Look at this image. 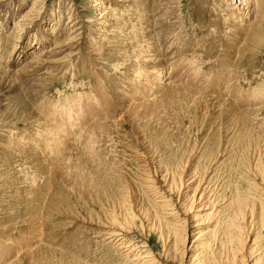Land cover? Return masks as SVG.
I'll use <instances>...</instances> for the list:
<instances>
[{
	"label": "rangeland",
	"instance_id": "1",
	"mask_svg": "<svg viewBox=\"0 0 264 264\" xmlns=\"http://www.w3.org/2000/svg\"><path fill=\"white\" fill-rule=\"evenodd\" d=\"M94 1L45 0L41 24L27 37L9 40L5 32L26 10L23 4L29 8L33 0H0V264H192L187 257L182 263L174 259L173 244L184 232L174 237L160 235L159 225L150 229L153 222L143 220L141 206L135 207L138 225L129 244L113 247L118 240L105 234L114 221L120 223L108 201L116 193L113 184L134 177L143 167L140 163L150 160L146 155L152 146L174 166L184 163L185 198L198 182L197 193L208 185L190 213L197 218L188 223L187 256L200 253L194 263L211 264L230 207L231 216L237 202H245L255 207V215L238 225L240 233L232 229L229 238L231 247L241 248L240 260L253 264L264 248V0H165L163 14L151 4L144 6L125 30L128 44L116 45L115 53H120L115 57L97 51V61L87 47L76 54L72 50L84 38L97 37L90 7ZM60 9L63 25L72 11L69 21L76 17L72 23H79L84 37L73 42L79 45L65 44L50 54L56 65L49 63L36 73L22 71L31 54L48 50L49 36L41 38V25L49 29L56 24ZM236 10L244 14L240 23L227 18ZM29 40L37 43L32 50L27 49ZM168 47L175 53L166 56L165 51L162 57L173 60L167 59L172 76L155 78L157 67L145 63ZM175 60L177 66H172ZM143 66L149 75L153 72L151 77L141 76ZM169 83L170 88L164 85ZM98 118L107 130L92 140L93 153L86 148L87 127ZM65 135L72 141L65 144ZM49 139L55 142L49 144ZM109 159L121 169L109 167ZM148 167L153 172L158 168L152 162ZM154 175L156 189L146 184L139 190L148 181L133 178L132 194L139 203L151 201L146 213L156 216V209L164 218L162 227L177 228L184 218L182 207L163 186L159 172ZM82 180H91L90 185L78 184Z\"/></svg>",
	"mask_w": 264,
	"mask_h": 264
},
{
	"label": "bare ground",
	"instance_id": "2",
	"mask_svg": "<svg viewBox=\"0 0 264 264\" xmlns=\"http://www.w3.org/2000/svg\"><path fill=\"white\" fill-rule=\"evenodd\" d=\"M7 1H9V0H7ZM7 1L5 0L4 3H6ZM214 1H218V0H214ZM221 1H223V0H221ZM236 1L238 2V0H236ZM240 1L245 2L246 0H239V2ZM3 4H2V6H3ZM150 4L154 8H156L158 13L163 14V10H164L165 4H166L165 0H152V1L151 0H95L94 3H91L90 7L93 8L92 10H93L94 15L92 16V20H93L94 27L96 29L95 33H96L97 37H94V39H92L90 37L84 38L82 40L83 43L80 41V43H82V44H80V47L72 48V50H74V54L79 53L80 51L84 50V47L85 48L87 47V48L91 49V51L93 53V55H91V56H93L91 58V59H93V61H97V58L99 57V56H94L95 54L96 55L98 54L97 51L103 52V54H105V56H107L106 54H108V56L110 54L114 57L117 56L120 52L118 51V54L115 53V51H117L118 49H114V48H117V47L119 48V46H125L126 44H128V41H130L128 38V32L126 33L125 30H127L128 27L130 26L131 19L137 20V18L140 15V13L137 11L138 10L141 11L144 8V6H147ZM46 5L47 4L45 3V0H33L31 6L29 8H28V5L23 4V8H25L26 10L17 20L14 21L12 30L10 29V31L5 32V34L6 33L8 34L7 37H10L9 40H11V39L17 40L24 35L26 37L28 35H30L31 31L35 28L34 26L41 24V22H40L41 15L44 12L43 10H45ZM71 5H73V4H71ZM247 5H249V4L246 2V6ZM258 5H260V4L258 3ZM3 7L0 10V15L4 14ZM259 8H262V6H259ZM124 12H126L129 15H131L133 13L134 15H132V17L128 18V19H126V18L121 19L118 15L120 13H124ZM57 13H58V17H57L56 21H58V22L56 24H50V27H49V29H51L50 31H48L49 29H45L46 27H43L41 25V27H42L41 38L43 39L45 37L47 38V35L49 36V38L46 40V41H49V43H50L48 46V50H47V48H45V49H43V50H41L35 54H31L26 59L25 65L22 68V71L32 70V72L36 73V72L40 71L41 68L43 69L44 66H47V64H49V63L51 65H56L55 60L53 58L51 59L52 55H50V54H52L54 51L57 52V49L61 48L65 44L72 46V47H74L75 45H79V44L73 45V42H75L76 41L75 39L79 36L84 37V32L81 31L82 27H80V25H78L79 23H77V22L74 24L72 23V22L77 20L76 17H74L73 19H71V21H69V18L72 14V11L70 12L69 16L67 17L68 18L67 24L65 23L68 26V28H66V25H63V22H62V17H63L62 9L57 10ZM145 14H147V12ZM227 18L232 20V22L237 23V22H239V20L243 21L244 14L241 12V10H239V11L236 10L232 14L227 15ZM52 22L54 23V14L52 15ZM70 23H72L73 25H70ZM76 26H78V27L76 28ZM67 31L70 32L69 33L70 35H68L69 38L62 39L63 33L67 32ZM120 31L124 32V35L122 37L119 36ZM173 32H174V30H173ZM2 37L3 36H0L1 41L4 39ZM89 39L93 40V42H92L93 47L92 48H90L89 43L91 41H89ZM97 39H99V40H97ZM172 43H174V41L173 42L171 41L169 45H171ZM36 44L37 43L34 40L33 41L29 40V44H28L27 49L32 50L34 47H36ZM116 45H117V47H116ZM76 50H77V52L75 53ZM125 50H127V49H125ZM165 51L169 52L166 54V56L168 54H170L171 52H173L171 50V48H169V47L167 49L162 50V51H156L153 54L151 53L152 55L150 54L151 55L150 59L145 63V64H148L149 67H152L151 65H153L155 68L157 67V70H156L157 76L154 75L155 78L159 77L160 75H166L164 77H168V78H170L172 76L171 74L173 73V71L169 70L167 72V69H172L173 67L167 66L168 65L167 61L171 60V62H172L173 60L168 59L169 57L168 58L162 57V52L165 54L166 53ZM106 52H108V53H106ZM71 53H72V51H71ZM173 53H175V52H173ZM174 55L172 57H174ZM98 59L100 60V58H98ZM143 61H145V60H143ZM171 62H170V65H171ZM174 62L175 63L172 64V66L176 65V60ZM151 63H153V64H151ZM145 66H143L144 70L141 73V76H144V77H146L144 79H147L148 77H151L153 75V72H152V74H150L151 75L150 76L149 75V68H145ZM153 71H155V70H153ZM88 73L91 74V72H88ZM150 73H151V71H150ZM154 74H155V72H154ZM84 75H85V73H84ZM86 75H87V73H86ZM164 85H167L168 88H170V86L172 84L169 83V84H164ZM156 97H159V96H156ZM156 97L153 98L154 101H156L158 99ZM195 98H193L194 100H191V101H193V103L195 102ZM191 101L188 103H191ZM167 103H168V101H167ZM154 105H156V104H154ZM166 106H167V104H166ZM104 111L109 113L110 109L108 107H106L104 109ZM102 120H104V119L98 118L97 120H94L93 122L91 121L92 123H89V126L87 127L88 131H89V134L87 135V137L90 135L88 137V138H90V141H89V143H86V148H89V151L93 152V153H94V147L92 145V140H94L95 138H97L100 135V133L98 131L105 133V131L107 130V127L105 125H103L102 123H100ZM91 127H93V128L91 129ZM46 130H48V129H45V131ZM50 132H51V130H50ZM66 136L67 135H65V137H63V139H62L65 144H67L68 141H72V139L70 137L67 138ZM74 136H77V134ZM49 140H50L49 144H53L55 142L54 139H49ZM73 141H79V140L73 139ZM126 146H128V148H130V149H134V147H132V146L125 145V147ZM152 147H151L152 151H149L146 149L148 152L146 157L150 155L151 161L150 160L149 161L144 160L146 162V164H144V163L142 164L139 162L141 164V166L143 165V167H141V168H139V170L135 171V172H137L136 175L134 177L130 178L129 180H127V182L125 184H122L121 182H120V185L117 183L113 184L114 188H116V193H115V195L112 196V199L108 200V201H110L109 202L110 207L112 209H114V212L111 213L112 217L116 218L120 223L117 224V222L114 221L113 222L114 224H111V226H108L109 230L106 231L105 234L108 236V239L112 238V240H118V241L114 242L113 247H116L117 245L126 246L127 244H129L132 241V240H130V233L135 228L134 225L135 226L138 225L137 221H136L137 220L136 216L138 215V213H135V207L141 206L140 207V210H141L140 214H141V216L144 217L143 220H145V222L146 221H151V223L153 222L152 228H150V229H157L158 225H159V228H160L161 233H162L160 235L167 234L168 236L174 235V237L175 236L178 237L181 234L180 233L181 231L184 232V235H182L179 239H175V243L173 244L176 246V250L174 252L175 253L174 259H178V261H180V263H182L184 258L187 257L190 259V261H188V262L195 264L194 258L197 259L196 256L198 254L200 255V253H198L196 256H194V258H192L193 256H190V255L187 256V254H186L187 238H188V226H189L188 223L190 220L197 218V217H195V215L191 216L190 213H192L194 211V207L198 206L196 204L198 199H204L203 196H204V193H205L208 185L205 188H201L200 191L197 193V190L200 186V183L198 182V185L196 186L193 195L190 198H185L186 194H185V192H183V188L186 184L187 179L185 180V178L183 177V174H184L183 172H184V167H185L183 165L184 163L183 164L180 163V166H176V165L174 166L171 162V159H169L168 157L160 158L161 154H158V152L160 150L159 148H156L154 150ZM157 147H158V145H157ZM165 159H167V160L165 161ZM151 162L155 163L158 166L157 170L154 169V172L150 169V167H148V166H150ZM178 163L179 162H177V164ZM140 164H136L135 168L137 169L138 167H140ZM108 165H109V167L115 165L117 169L120 168L119 163L114 164L113 159L108 160ZM103 166L105 167V165H103L102 162H99V167L102 168ZM115 171L116 170H114V173H115ZM157 172H159V177H161V182L163 183V186L167 188L169 194L176 196L177 201L179 202L180 206L182 207V212L184 214V218H183V221L179 220L177 228L169 227L170 229H168L167 227H162V225H164V224L161 221L164 220V218L158 216L156 209H153L156 216L153 214H150V213L147 215V213H146V210H145V207H147L146 203H151V201L149 199H147L145 204H143L140 201L142 203L141 204V203L136 201V196H134L132 194V193H135L133 188H132L133 184L136 181L135 179H137V180L146 179L148 181L147 183L139 184V187H140L139 190H141L143 187L145 188V186H147V185L150 186L151 189L152 188L156 189L157 188V185H156L157 181H155V178H153V177L155 176L154 173L157 174ZM106 173H108V172H106ZM120 178H122V177H120ZM133 178H135V179H133ZM156 178L158 179L157 176H156ZM110 180H111V178H110ZM124 180H125V178H124ZM121 181H123V180H121ZM90 182H91V180H82L78 184L84 185L86 187V186L90 185ZM111 182H114V180ZM109 187H112V186L109 185ZM200 192H201V194L199 195ZM124 193L126 195H124ZM145 194H146V192H145ZM156 194H159V193H156ZM114 196H115V198H114ZM129 197L132 198L131 200H133L132 201L133 203H130L131 200L130 201L128 200ZM236 199L231 201V206H233V204H236V201H237ZM170 200H171V198H170ZM166 202H169V201H166ZM208 202H209V200H208ZM129 204H131V206H129ZM132 204L134 207L133 210H132ZM252 204H253V201H252ZM256 205L257 204H255V206ZM148 206H151V205H148ZM230 208H231L230 209V211H231L232 207H230ZM260 211H261V224H262V228H263V226H264V204H262L260 206ZM229 212H228V214L226 216V220L224 222L225 223L224 234H223L224 237L221 239V244H220L219 249L216 250L215 252H213V254H211V260H212L211 264H215L218 261L223 262L225 259L227 260V262H225V264H247V262L245 263V262H242L243 260H240L241 258L239 256V250L241 248H239L237 245H236V248H233V245L231 247V240L229 238V233L232 231V229L239 227L238 225L241 224V226H242V223L245 220H248L250 217L254 216L255 215V207L252 206L251 203H247L245 206V202H244V204H242L241 202H237L236 209L233 210V213L231 216H230L231 213H229ZM105 218L109 219V216H106ZM237 231L240 233L242 231V229H240V230L238 229ZM240 241L242 242L241 239H240ZM179 243H181V247L179 246ZM177 244L179 247H177ZM134 245H135V243H134ZM131 247L132 246H130L129 248H131ZM129 248H128V251L130 250ZM171 249H174V246H173V248H171V246L168 248L169 251H171ZM180 249L183 250L182 253L179 252ZM260 250H262V252L256 261L253 260V264H259L260 262H263V264H264V248L260 247ZM130 252H132V251H130ZM201 259H200V261H203ZM134 260H136V259H134Z\"/></svg>",
	"mask_w": 264,
	"mask_h": 264
}]
</instances>
